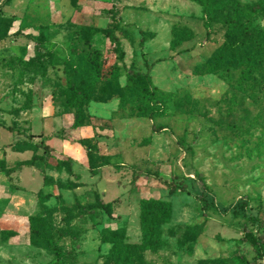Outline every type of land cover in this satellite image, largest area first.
Here are the masks:
<instances>
[{
  "label": "rangeland",
  "instance_id": "obj_1",
  "mask_svg": "<svg viewBox=\"0 0 264 264\" xmlns=\"http://www.w3.org/2000/svg\"><path fill=\"white\" fill-rule=\"evenodd\" d=\"M254 6L264 31V0H0V264H264V73L210 71Z\"/></svg>",
  "mask_w": 264,
  "mask_h": 264
},
{
  "label": "trees",
  "instance_id": "obj_2",
  "mask_svg": "<svg viewBox=\"0 0 264 264\" xmlns=\"http://www.w3.org/2000/svg\"><path fill=\"white\" fill-rule=\"evenodd\" d=\"M211 5L212 0H204L205 14L208 13V8ZM245 13L250 14V16L254 18L259 13V7H246L243 13H235L226 23L227 30L225 32V41L212 55L211 61H213L214 64L210 67V71H213L216 70L218 66L224 65V70L227 73H229L230 70L242 68V77L239 80L241 84L244 81L250 83L253 75L264 73V31L253 26L252 22L240 24L242 19H244ZM204 26L207 30L211 28L209 22H205ZM98 31L110 41L118 44V39L113 32L108 30ZM138 78L145 79L147 84L146 88L149 91L148 87H152V82L148 73L142 74L140 72H132L129 74L128 79L132 81V79ZM155 91H157L156 88ZM155 91L150 92V94H143L145 109L141 111L140 115L150 119L162 117L167 111L162 100L156 99ZM75 110L79 114L82 113L81 107H77ZM80 125H82L81 122L76 124L77 127ZM142 204L145 210L151 211V217L145 218L143 222L144 233L140 246L143 249H148L152 247V243L155 239L156 228L152 223H158L159 225L166 223L170 219L172 206L164 201L154 199L144 200ZM248 221L264 227V221L259 216H250L248 217ZM242 239L256 248L259 256L264 257L263 235L257 236L249 230H245V235ZM255 261L249 264H255ZM260 262L261 261H259V263Z\"/></svg>",
  "mask_w": 264,
  "mask_h": 264
},
{
  "label": "crops",
  "instance_id": "obj_3",
  "mask_svg": "<svg viewBox=\"0 0 264 264\" xmlns=\"http://www.w3.org/2000/svg\"><path fill=\"white\" fill-rule=\"evenodd\" d=\"M261 263V262H260Z\"/></svg>",
  "mask_w": 264,
  "mask_h": 264
}]
</instances>
